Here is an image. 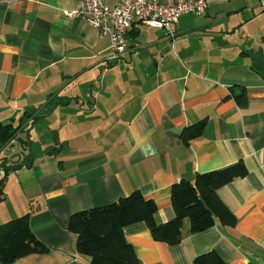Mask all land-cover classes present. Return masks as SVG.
<instances>
[{
  "label": "crops",
  "instance_id": "1",
  "mask_svg": "<svg viewBox=\"0 0 264 264\" xmlns=\"http://www.w3.org/2000/svg\"><path fill=\"white\" fill-rule=\"evenodd\" d=\"M207 3L179 17L174 38L136 22L112 62L109 35L70 15L78 0H0V122L20 127L0 151V224L28 213L47 247L11 264H91L73 213L139 189L162 224L176 215L175 182L239 161L247 174L217 190L234 226L193 233L186 218L176 245L144 222L124 232L142 264H191L212 250L264 264V37L252 36L264 0ZM202 119L185 143L183 129Z\"/></svg>",
  "mask_w": 264,
  "mask_h": 264
},
{
  "label": "trees",
  "instance_id": "2",
  "mask_svg": "<svg viewBox=\"0 0 264 264\" xmlns=\"http://www.w3.org/2000/svg\"><path fill=\"white\" fill-rule=\"evenodd\" d=\"M207 120L187 126L181 133L185 143L203 134ZM20 127L12 122H0V151L11 142ZM16 164V168L19 167ZM247 168L239 161L230 166L198 173L194 181L182 179L171 188V200L176 215L159 224L155 219L158 204L139 189L112 203L73 213L69 229L78 235L77 248L91 258V264H142L133 245L125 236V227L144 222L153 237L170 245L182 239L183 221L188 218L193 233L204 231L217 221L234 226L237 217L223 203L217 190L236 178L244 177ZM4 179H0V199ZM46 245L31 227L28 213L0 224V264H11L27 254L46 251ZM191 264H230L215 250L200 254Z\"/></svg>",
  "mask_w": 264,
  "mask_h": 264
},
{
  "label": "built area",
  "instance_id": "3",
  "mask_svg": "<svg viewBox=\"0 0 264 264\" xmlns=\"http://www.w3.org/2000/svg\"><path fill=\"white\" fill-rule=\"evenodd\" d=\"M78 0V6L70 12L81 16L101 34L109 35L111 53L109 60L114 62L128 49L129 31L136 22L163 29L169 37L176 35L174 24L183 14L201 15L206 12L207 0Z\"/></svg>",
  "mask_w": 264,
  "mask_h": 264
},
{
  "label": "rangeland",
  "instance_id": "4",
  "mask_svg": "<svg viewBox=\"0 0 264 264\" xmlns=\"http://www.w3.org/2000/svg\"><path fill=\"white\" fill-rule=\"evenodd\" d=\"M263 25H264V21H262L261 23L259 22V26L261 27V30L258 32V34H253L252 36H254V37H259V36H263L264 37V27H263ZM259 45L257 42H255V44L254 45ZM262 46V48L264 49V45H261Z\"/></svg>",
  "mask_w": 264,
  "mask_h": 264
},
{
  "label": "water",
  "instance_id": "5",
  "mask_svg": "<svg viewBox=\"0 0 264 264\" xmlns=\"http://www.w3.org/2000/svg\"><path fill=\"white\" fill-rule=\"evenodd\" d=\"M233 91H234L235 94H239L240 91H241V88H240V87H235V88L233 89Z\"/></svg>",
  "mask_w": 264,
  "mask_h": 264
}]
</instances>
